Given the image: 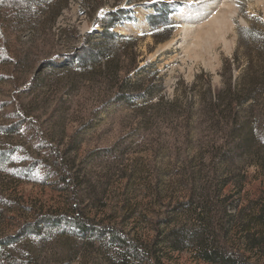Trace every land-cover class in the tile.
Here are the masks:
<instances>
[{
    "label": "rangeland",
    "instance_id": "rangeland-1",
    "mask_svg": "<svg viewBox=\"0 0 264 264\" xmlns=\"http://www.w3.org/2000/svg\"><path fill=\"white\" fill-rule=\"evenodd\" d=\"M54 4L0 0V238L12 237L7 249L24 256L77 264L74 253L86 248L90 264H108L97 243L87 248L72 230L19 234L40 211L80 201L97 221L156 240L164 264H209L194 259L186 233L198 229L202 202L214 205L211 225L224 245L235 203L229 186L218 197V184L233 179L251 191L264 183V169L254 167L264 143L261 100L239 109L234 133L229 111L215 106L229 76L243 73L245 53L256 57L239 31L264 32V0H75L58 16ZM221 11L230 18L224 40L214 34L195 46L182 30L187 20L201 27ZM109 25L125 38L115 44L123 71L79 67L81 50L105 44L99 35ZM246 126L252 149L238 147L229 159ZM169 231L185 236L178 252L161 244L174 239Z\"/></svg>",
    "mask_w": 264,
    "mask_h": 264
},
{
    "label": "trees",
    "instance_id": "trees-1",
    "mask_svg": "<svg viewBox=\"0 0 264 264\" xmlns=\"http://www.w3.org/2000/svg\"><path fill=\"white\" fill-rule=\"evenodd\" d=\"M52 1L55 2L54 8L56 16H58L66 8L69 1L75 0ZM110 26H105L99 35V38L105 44L99 45L96 49L87 47L81 50L83 53L81 56L78 55L79 60L76 61V63H79V67L97 64V66H102L106 70H112L116 75L123 71L120 67V60H117L116 52H119V50H117L115 44L125 38L110 33L112 28ZM239 35L241 36H239V39H242L241 43L244 45V49H246L247 45L245 44L249 43V39L254 41V46L257 48V50H254L256 57L251 59L249 54L245 53L243 57L246 66L243 73L234 81L229 76L224 89L216 94L217 104L215 105L217 109L222 107L229 111V125H235L233 133L237 130L236 123L238 122L239 109L247 104L250 106L257 98L261 100V108L264 109V32L254 33L253 35V31L247 29L239 31ZM233 59L234 62L238 61L236 56ZM255 68L258 71H255ZM127 82H129L128 77H124L121 81L124 87L130 84ZM138 91L135 90L137 96L141 97ZM125 95L127 94L118 93L115 95V100L126 101ZM133 98H130V100H133ZM246 128H249L247 134L239 136L236 143L229 147V159H232L231 156L238 147L243 151L249 148L252 149L255 136L254 130L253 127L246 126ZM258 146L259 149L254 152L257 156L255 162L257 165L254 167L257 170H263L264 143ZM217 149L221 151L223 146H217ZM230 149H233V151L231 152ZM230 153H232L231 156ZM4 160L5 155L0 153V166ZM251 180H256V177L253 176ZM228 186L229 198H234L232 201L235 203L234 206L229 208V229L223 234L224 245L228 242L227 235H229V252L227 246L225 245V247L218 240L222 230L217 233L211 225L213 221L210 215L214 205L208 203V201H203V207H201V213H203L195 215L197 223H199L198 229L195 230L196 225L194 230L186 231L187 234L191 233V238H195L194 259L209 264H264V183L251 186V191H246L244 183H233V179H229V183L225 181L222 184L221 182L218 184L216 190L218 197ZM248 186H250V182ZM81 204L78 201L63 209L57 207L45 213L40 211L37 219L21 226L19 234L45 233L48 231H58L60 234H73V232H70L72 230L77 235H80L79 237L82 238L87 248H91L89 245L94 246L97 243L98 251H101L98 256H101L100 259L108 264H164L163 261L168 260V257L162 255V250L158 249L159 244L156 240L148 241V239L144 240L143 236L131 235L128 230L125 231L126 229L123 226L121 227L116 223L103 224L99 220L97 221L94 215H89L91 211ZM127 209L126 211L131 217L133 211H130V207ZM193 210L195 211L196 208ZM108 219L111 220L113 218L108 216ZM169 232L167 237L174 235V239L172 241L164 239L161 244H166L167 248L165 249L167 251H180L179 245L182 242H186L185 236L178 232ZM11 239L12 237H8V239L0 238V264H60L53 261L54 259H40L29 253L24 256L11 252L7 249L8 241ZM86 250L88 249L83 248L74 253L77 259L80 258L77 264H90V260H86L84 256Z\"/></svg>",
    "mask_w": 264,
    "mask_h": 264
},
{
    "label": "bare ground",
    "instance_id": "bare-ground-1",
    "mask_svg": "<svg viewBox=\"0 0 264 264\" xmlns=\"http://www.w3.org/2000/svg\"><path fill=\"white\" fill-rule=\"evenodd\" d=\"M209 4L208 5L204 4L203 6L198 7L197 8L198 11H197V9H193L194 12L192 15L202 14L203 13L202 11L206 10L209 7ZM199 10H201V11H199ZM196 13H198V14H196ZM194 19L195 18L188 19L187 20L188 24L186 26H184L182 30H184L186 32V34L190 33V37L192 36L193 39L195 40L193 43V44H195V46L200 45V43L203 41V39L210 41L215 36L214 34H217V36H219V38L221 40H224L223 36H224L225 32H227L230 28V24H229L230 18L228 20L226 13H223L222 11L216 12V14H214L204 24V26H201V27L198 26L201 24V23H199V19L197 22L198 24L191 22V20H194ZM194 24H196V25H194Z\"/></svg>",
    "mask_w": 264,
    "mask_h": 264
}]
</instances>
